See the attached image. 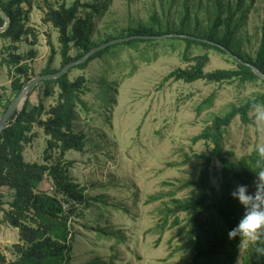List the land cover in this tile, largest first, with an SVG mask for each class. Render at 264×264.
I'll return each mask as SVG.
<instances>
[{
    "label": "rangeland",
    "instance_id": "374dc122",
    "mask_svg": "<svg viewBox=\"0 0 264 264\" xmlns=\"http://www.w3.org/2000/svg\"><path fill=\"white\" fill-rule=\"evenodd\" d=\"M8 1L1 3L6 5ZM75 1L99 8L91 38L96 45L111 37L124 38L127 29L140 25L162 31L166 26L178 30L184 16L183 0H25L19 13L26 31L12 52L23 59L21 63L28 66L31 78L43 75L51 55L49 43L54 49L50 68L60 69L58 33L45 23L46 12L50 7H68ZM224 3L235 7L234 0ZM188 5L185 31L206 34L215 14L213 0H188ZM263 18L264 0H242L236 16L235 50L255 57L262 39ZM9 45V41L0 38V116L13 98L11 66L5 61ZM184 48L182 42L119 46L91 61L85 70L76 67L68 72L70 79L82 74L87 79V92L82 97L86 107L79 105L71 122L74 133L83 136L85 147L82 152L70 151L63 157L68 176L84 190L88 206H78L76 213L81 215L71 216L69 221L70 264L189 261L188 252L180 249L185 243L181 228L186 216L176 215L180 225L172 226L174 217L167 211L174 201L193 196L191 187L180 186L195 180L201 162L188 158L206 154L212 147L203 141L193 144L191 139L216 117L264 94V84L165 81L170 72L186 66L182 59ZM203 53L200 48L192 49V55ZM208 58L206 73L235 69L232 59L217 51H208ZM35 89L29 95L27 108L41 102L48 112L55 105L56 96L45 97L42 88ZM262 111L264 106L252 111L248 124L236 117L226 128L224 149L235 158L264 145V119L259 117ZM31 135L24 144V160L42 164L48 137L37 126L28 134ZM50 154L52 160L58 158L55 151ZM219 167V163H213L214 172ZM216 180L213 177L211 182L216 184ZM52 186L45 177L37 191L48 194ZM12 194L7 187L1 189L0 218L9 210ZM55 195L56 192L50 196ZM251 242L245 238L236 264H242ZM16 243L17 229L8 223L0 224V252L8 262L18 258L13 247Z\"/></svg>",
    "mask_w": 264,
    "mask_h": 264
},
{
    "label": "trees",
    "instance_id": "16d2710c",
    "mask_svg": "<svg viewBox=\"0 0 264 264\" xmlns=\"http://www.w3.org/2000/svg\"><path fill=\"white\" fill-rule=\"evenodd\" d=\"M46 2V0H44ZM225 0H213L215 7L214 18L204 35H197L185 31L184 27L189 17L188 0H183L184 16L178 30L168 26L164 31L152 27L138 26L127 29L125 37L130 36H162L165 34H183L205 39L230 50L244 62L254 65L264 74V18L262 22V39L254 58L245 56L234 48V36L238 23L237 13L242 6V0H234L235 7L225 5ZM253 1V0H252ZM25 0H9L0 8L10 19L7 31L0 34V38L10 42L6 48L9 52L6 62L9 68L10 88L13 98L8 100L3 110L9 106L20 92L24 83L31 79L28 66L23 65L22 58L12 51L15 45L21 42L26 29L21 23L20 9ZM29 6V5H28ZM30 7V6H29ZM99 13L98 6L83 5L79 1L70 6L61 5L59 8H48L45 23L50 24L58 33L60 46V69L85 55L91 49L99 46L92 42L94 19ZM157 21V20H156ZM158 22V21H157ZM3 20L0 18V27ZM117 39L111 37L103 43ZM182 42L185 45L182 59L186 63L184 68H177L170 72L165 81L195 83L204 80L209 83L222 84L237 81L240 84L256 83L261 80L250 68L232 60L235 69H217L206 73L205 67L209 61L208 51H217L229 60L230 58L217 46L208 42H198L190 39H135L121 44L112 45L91 57L85 64L76 69L85 70L94 59L102 57L113 48L124 46L134 48L138 44H162ZM100 44V45H101ZM49 59L42 74H53L52 70L54 49L51 44ZM204 51L200 55H192L193 48ZM11 52V53H10ZM74 52L72 56L71 53ZM87 79L79 75L69 78V73L63 77L42 82L36 89L42 88L45 97L56 96L55 105L46 112L40 102L32 109L27 108L28 99L22 109L11 117L8 127L0 137V194L3 187L13 192L12 200L8 204L9 210L0 218V224L8 223L18 231V243L13 247L18 255L15 261L8 262L0 252V264H70L72 234L69 226L71 216L77 217L78 206L87 208L84 190L73 182L67 173V166L63 157L67 152H82L85 147L84 138L74 133L71 122L74 119L77 107H86L82 97L87 92ZM35 89V90H36ZM264 106V94H259L244 104L233 107L221 117H216L200 134L193 137V144L203 141L212 145L206 154H193L188 159H198L201 163L195 180L183 183L180 189L191 187L193 196L184 201H174L168 215H172V226L180 225L176 215L184 213L185 225L181 228L185 243L181 250L187 251L189 261L185 264H236L239 251L245 238L229 239L228 233L238 222L243 212L238 200L231 192L238 184H246L249 191H255L258 173L264 171V155L259 148L247 155L235 158L234 154L224 149V135L226 128L238 117L243 124L250 122L249 114L256 108ZM3 111V112H4ZM46 116L42 119V116ZM37 126L42 129L46 137L44 163H28L24 160V144ZM58 153V158L52 160L50 152ZM219 163L217 172L213 171V163ZM70 166L71 163H68ZM51 181L56 194H60L65 202L69 203L67 210L55 196L37 191L44 178ZM216 177V184L211 179ZM166 223V220L164 221ZM258 246H264V238L253 241L247 248L242 264H264V254L257 251Z\"/></svg>",
    "mask_w": 264,
    "mask_h": 264
},
{
    "label": "water",
    "instance_id": "95a60500",
    "mask_svg": "<svg viewBox=\"0 0 264 264\" xmlns=\"http://www.w3.org/2000/svg\"><path fill=\"white\" fill-rule=\"evenodd\" d=\"M0 18L3 20V26L0 27V34L4 33L7 31L10 25V19L6 15L5 12L2 11L0 8ZM166 38H180V39H190L198 42H208L212 45L217 46L219 49L224 51V53L232 60L250 68L261 80H264V74L257 69L254 65L249 64L247 62H244L241 58L236 56L234 53H232L230 50L226 49L225 47H222L221 45L215 44L213 42H209L205 39L193 37V36H188V35H183V34H165L162 36H130V37H125V38H117L110 40L106 43H103L93 49H91L89 52H87L85 55L80 57L78 60L71 62L65 66H63L60 71L53 73V74H43L36 76L34 78H31L29 81L23 84L20 92L15 96V98L12 100V102L9 104V106L5 109V111L1 114L0 116V137L2 135V132L8 127V123L13 116L15 112H19L29 95L33 92V90L39 86L42 82L44 81H50V80H56L61 77H63L65 74L70 72V70L85 64L91 57H93L95 54L98 52L116 44L124 43L130 40H135V39H154V40H159V39H166Z\"/></svg>",
    "mask_w": 264,
    "mask_h": 264
},
{
    "label": "clouds",
    "instance_id": "9594fccd",
    "mask_svg": "<svg viewBox=\"0 0 264 264\" xmlns=\"http://www.w3.org/2000/svg\"><path fill=\"white\" fill-rule=\"evenodd\" d=\"M259 117L264 119V111L259 113ZM259 152L264 155V145L260 146ZM255 183V191H249V186L246 184H238L231 192L243 212L235 226L229 230V239L242 237L250 241H258L264 238V171L258 173ZM257 251L264 254V246H258Z\"/></svg>",
    "mask_w": 264,
    "mask_h": 264
},
{
    "label": "built area",
    "instance_id": "2783aa9c",
    "mask_svg": "<svg viewBox=\"0 0 264 264\" xmlns=\"http://www.w3.org/2000/svg\"><path fill=\"white\" fill-rule=\"evenodd\" d=\"M48 194H49V195H54V194H55V189H54L53 186L49 188V193H48ZM56 196H57L58 200H60V201L62 202V207H63V209H64V210H67L68 207H69V203H68V202H65V201L63 200V197H62L60 194H57Z\"/></svg>",
    "mask_w": 264,
    "mask_h": 264
}]
</instances>
